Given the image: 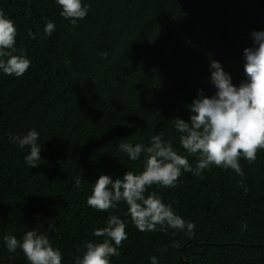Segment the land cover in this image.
<instances>
[{
	"label": "trees",
	"instance_id": "obj_1",
	"mask_svg": "<svg viewBox=\"0 0 264 264\" xmlns=\"http://www.w3.org/2000/svg\"><path fill=\"white\" fill-rule=\"evenodd\" d=\"M83 3L87 17L73 26L54 0H0L16 28L14 54L31 61L21 77L0 73V264H27L21 250H6L4 236L19 240L33 229L59 248L62 264H75L108 215L124 219L127 211L123 203L108 212L89 207L93 184L143 170V157L133 162L117 146L147 145L159 134L183 152L171 120H188L198 90L212 94L209 60L239 85L243 50L264 30V0ZM32 129L42 151L34 169L23 159L28 149L10 138ZM239 163L244 177L211 166L202 177L183 173L175 188L153 185L149 192L195 224L194 235L139 232L128 218L111 264H150L153 256L159 264H264V150Z\"/></svg>",
	"mask_w": 264,
	"mask_h": 264
},
{
	"label": "clouds",
	"instance_id": "obj_2",
	"mask_svg": "<svg viewBox=\"0 0 264 264\" xmlns=\"http://www.w3.org/2000/svg\"><path fill=\"white\" fill-rule=\"evenodd\" d=\"M54 2L61 9V17L73 26L85 19L89 12V6L83 0ZM54 30L55 24L48 21L45 35L51 36ZM16 35L14 22L0 11V73L21 77L31 61L23 53L14 54ZM29 35L35 39L33 33ZM251 38L252 46L243 50L244 79L239 85L233 84L231 75L224 71L220 62L210 59L212 94L206 95L203 90H198L196 98L187 105L188 120H171L183 152L159 134L153 135L147 145L121 142L117 146L118 151L133 162L143 157V170L139 173L127 171L122 178L115 180L110 175H100L93 184L86 201L89 207L108 212L123 203L127 211L124 219L119 215H108L106 226L92 233L100 239L86 241L83 255L76 258L75 264H111V258L120 255L119 248L128 238V218L139 232L172 229L192 238L195 224L178 215L156 191L149 192L153 185L175 188L183 173L202 177L211 166L230 169L244 177L240 159L254 162L257 151L264 150V30L253 31ZM10 138L20 149H28L24 162L29 168H36L42 152L39 133L32 129L23 136L10 134ZM188 156L195 157V167ZM80 184L81 178L76 177L75 186ZM54 228L50 223L48 232ZM4 242L9 253L21 250L27 264H62V252L54 247L46 233L28 230L19 240L14 235H6ZM150 264H159L157 257H151Z\"/></svg>",
	"mask_w": 264,
	"mask_h": 264
}]
</instances>
